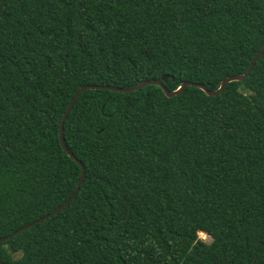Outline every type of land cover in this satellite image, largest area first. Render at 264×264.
<instances>
[{
  "label": "trees",
  "instance_id": "trees-1",
  "mask_svg": "<svg viewBox=\"0 0 264 264\" xmlns=\"http://www.w3.org/2000/svg\"><path fill=\"white\" fill-rule=\"evenodd\" d=\"M263 45L264 0H0V238L75 191L79 88L216 91ZM63 137L84 181L0 264H264V52L214 97L87 89Z\"/></svg>",
  "mask_w": 264,
  "mask_h": 264
},
{
  "label": "water",
  "instance_id": "water-1",
  "mask_svg": "<svg viewBox=\"0 0 264 264\" xmlns=\"http://www.w3.org/2000/svg\"><path fill=\"white\" fill-rule=\"evenodd\" d=\"M263 52H264V45L260 49V51L257 53V55L255 56V58L252 60L250 66L248 68V70L244 74L232 76V77H229V78L223 80L221 82V84H220V87L216 91H210L206 87H204V86H202L200 84L185 82V83L181 84V86L176 91L169 92L164 87V84H163V82L166 81V78L165 77L162 78V81H158V80L145 81V82H142V83H140V84H138L136 86L130 87V88H119V87H110V86H83V87L79 88V90L75 93L74 97L72 98L70 104L67 107V110L65 112V115L63 116V119H62V122H61V125H60V129H59V141H60V144H61L62 149L64 150V152L66 153V155L69 158H71L74 162H76L81 167V175H80V178H79L78 183L76 185L75 191L73 192V194L71 195V197H69V199H67V201H65L57 209H55L51 213L45 215L44 217H41L40 219L34 221L33 223H30L28 225H25V226L21 227L17 231L13 232L11 235L6 236V237H3V238H0V243H3L5 241H7L8 239H10L11 237H14V236L20 234L21 232L27 230L28 228L33 227V226H35V225H37L39 223H42L43 221H45V220H47V219H49L51 217H53L59 211H61L65 207H67L70 204V202L74 199V197L77 195V193H78V191L80 189V186L82 185V183L84 181V178H85V168L82 165V163L79 160H77L74 157V155L65 146L64 137H63V123L66 120L68 114L70 113V111H71L74 103L76 102V100L78 99V97L80 96V94L83 91L89 89V90H108V91L117 92V93H127V92H134V91L140 90V89H142L145 86L155 85V86H157V87H159V88L162 89L164 95L167 98H171V97H174V96L179 95L180 93H182V91L186 87L191 86V87H195V88H198V89L202 90L207 96L214 97V96H217V95L221 94L224 91L225 86L228 83H231V82H240L243 79H245L248 76V74L250 73L252 67L257 62V60L260 58V56L262 55Z\"/></svg>",
  "mask_w": 264,
  "mask_h": 264
},
{
  "label": "rangeland",
  "instance_id": "rangeland-1",
  "mask_svg": "<svg viewBox=\"0 0 264 264\" xmlns=\"http://www.w3.org/2000/svg\"><path fill=\"white\" fill-rule=\"evenodd\" d=\"M198 237H199V239L201 241H203L205 243H210L211 242V239L208 236H206L205 234H203V233H199Z\"/></svg>",
  "mask_w": 264,
  "mask_h": 264
}]
</instances>
